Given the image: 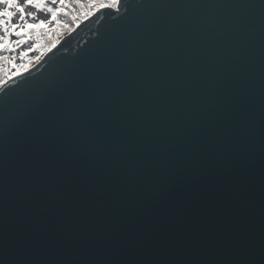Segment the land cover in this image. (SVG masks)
I'll use <instances>...</instances> for the list:
<instances>
[{
  "label": "water",
  "instance_id": "obj_1",
  "mask_svg": "<svg viewBox=\"0 0 264 264\" xmlns=\"http://www.w3.org/2000/svg\"><path fill=\"white\" fill-rule=\"evenodd\" d=\"M0 88V264H264V0H122Z\"/></svg>",
  "mask_w": 264,
  "mask_h": 264
},
{
  "label": "snow or ice",
  "instance_id": "obj_2",
  "mask_svg": "<svg viewBox=\"0 0 264 264\" xmlns=\"http://www.w3.org/2000/svg\"><path fill=\"white\" fill-rule=\"evenodd\" d=\"M52 4H58L59 7H49L48 0H0V32L4 35H0V52L9 49L13 43L10 39L12 35L21 37L22 39L16 40L17 45L23 44L27 39L32 38V34L35 33L37 40L40 38L41 31L53 32L62 27H70V25L64 24L59 20L61 13H66L68 6L73 0H51ZM89 3L98 5L97 11L107 8H119L122 0H88ZM75 3H82V0H75ZM32 7L38 10L46 9L51 13L50 20H39L36 23L29 22L28 18H36L35 12H28L27 8ZM19 17V22H14L15 18ZM87 15V14H86ZM75 19V17H74ZM55 22V28H50L49 25ZM38 43L35 47H40ZM55 47V45H53ZM32 49H29L31 51ZM27 55V53H24ZM7 59L4 56H0V61ZM11 62V61H10ZM12 67L17 69L9 76V79L13 77H19L22 72L19 69L27 71L28 65H16L12 63ZM3 69L0 68V72ZM6 81L0 78V88L6 86Z\"/></svg>",
  "mask_w": 264,
  "mask_h": 264
},
{
  "label": "trees",
  "instance_id": "obj_3",
  "mask_svg": "<svg viewBox=\"0 0 264 264\" xmlns=\"http://www.w3.org/2000/svg\"><path fill=\"white\" fill-rule=\"evenodd\" d=\"M95 6L97 5L89 3L88 0H82V3H75V0H73V2L68 6L66 13H61L58 17L59 20H61L64 24L70 25V27H62L53 32L41 31L39 40H37L35 33H33L31 39H27L26 42L22 44L23 46L20 45V50L17 53H14L13 45H11L9 49L0 52V56H4L7 58L3 61H0V68L3 69V71L0 72V78L5 80L12 73L17 71V69H14L12 67V63H15L16 65L28 66L34 63L35 59L40 57L44 53V51H47V49H50L53 45H55V43L61 38L63 34H65V32L76 26V24L80 22L86 16V14L88 15L91 11H93ZM55 7H59V5L56 4ZM39 20L33 21L31 23H36ZM14 22L16 21L14 20ZM49 27L55 28V22L50 24ZM0 34L4 35L3 32H0ZM11 37L22 39L21 37H17L15 35H12ZM38 43L41 46L35 47V45ZM29 49L32 50L29 51ZM24 53H27V55H24ZM19 70L21 71L23 69Z\"/></svg>",
  "mask_w": 264,
  "mask_h": 264
},
{
  "label": "rangeland",
  "instance_id": "obj_4",
  "mask_svg": "<svg viewBox=\"0 0 264 264\" xmlns=\"http://www.w3.org/2000/svg\"><path fill=\"white\" fill-rule=\"evenodd\" d=\"M55 5H56V4H52L51 0H48V6H49V7H55ZM97 8H98V5L95 6L94 9H93V11H91V12H90L88 15H86L85 17H87V16H89L90 14H92L94 11L97 10ZM27 11H28V12H35V13H36V18H35V19H32L31 17L28 18L29 22L37 21V20H39V19H44V20H50V19H51V13L48 12L46 9H44V10H38V9H36V8L29 7V8H27ZM85 17H84V18H85ZM84 18H83V19H84ZM83 19H82V20H83ZM82 20H81V21H82ZM15 21H16V22H19V17H18V15H17V17L15 18ZM78 23H79V22H78ZM78 23H77V24H78ZM77 24H76V25H77ZM74 27H75V26H74ZM74 27H73V28H74ZM73 28H71V29L68 30L67 32L71 31ZM67 32H65V34H66ZM65 34H63V35H65ZM0 35H1V34H0ZM63 35H62V36H63ZM62 36H61V37H62ZM11 40L13 41L12 45L14 46V53H17V52L20 50V49H19L20 45H21V46H23V45H22V44L17 45V44L15 43L16 40H19V39H17L16 37H13V38L11 37ZM47 50H49V49H47ZM45 52H46V51H44V53H45ZM44 53H43V54H44ZM43 54H42V55H43ZM42 55H41V56H42ZM41 56H40V57H41ZM11 57H12V56H11ZM40 57H38L37 59H35V61L38 60ZM8 78H9V77H8ZM8 78H7V79H8ZM7 79H5V80H7ZM5 80H4V81H5Z\"/></svg>",
  "mask_w": 264,
  "mask_h": 264
}]
</instances>
